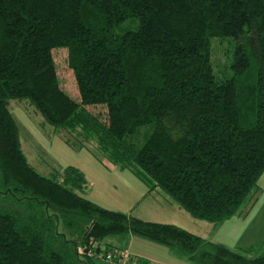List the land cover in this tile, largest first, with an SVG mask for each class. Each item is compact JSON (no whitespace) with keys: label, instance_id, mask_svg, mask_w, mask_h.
Returning a JSON list of instances; mask_svg holds the SVG:
<instances>
[{"label":"trees","instance_id":"obj_1","mask_svg":"<svg viewBox=\"0 0 264 264\" xmlns=\"http://www.w3.org/2000/svg\"><path fill=\"white\" fill-rule=\"evenodd\" d=\"M215 38L236 42L230 77L215 70ZM57 50L68 52L79 101L62 87ZM13 100L139 176L148 195L161 190L194 219L222 223L264 174V0H0V264H100L120 234L195 264H264V252L248 258L100 206L73 166L40 174Z\"/></svg>","mask_w":264,"mask_h":264},{"label":"rangeland","instance_id":"obj_2","mask_svg":"<svg viewBox=\"0 0 264 264\" xmlns=\"http://www.w3.org/2000/svg\"><path fill=\"white\" fill-rule=\"evenodd\" d=\"M212 44L213 60L217 67L215 70H220L225 77H230L236 42L232 38H215ZM54 56L63 89L79 101L80 94L73 71L68 65L67 50H57ZM9 109L19 127L22 149L29 163L40 174L50 176L55 170L63 172L67 167L73 166L86 178L88 187L85 189V197L108 205L112 211L139 219L138 215H141L146 206L156 204L153 201L155 198L161 215L153 218L156 223L174 221L207 241L221 244L248 258L264 252V174L259 180L260 190L242 207L241 215L238 214L222 223L194 219L161 190L154 192L146 203L137 208L138 197L148 192L146 183L139 176L117 166H114L115 171H110L94 156L93 151L89 149L90 145L83 146L79 139L70 137L69 133L45 124L42 116L28 101L13 100ZM89 110L95 114L106 112L102 107H90ZM92 181L96 186H90ZM133 238H137L134 245ZM106 242L129 253L137 264H151L146 262V258L165 264H195L176 249L143 237L120 234L109 237ZM100 264L108 263L101 260Z\"/></svg>","mask_w":264,"mask_h":264},{"label":"crops","instance_id":"obj_3","mask_svg":"<svg viewBox=\"0 0 264 264\" xmlns=\"http://www.w3.org/2000/svg\"><path fill=\"white\" fill-rule=\"evenodd\" d=\"M93 158L94 159H96L94 156H93ZM97 160V159H96ZM98 161V160H97ZM99 162V161H98ZM100 163V162H99ZM101 164H103L105 167H107V168H109L110 169V171H115L114 170V166H112V165H110V164H108V163H106V162H101ZM102 165V166H103ZM113 167V168H112ZM90 186L91 187H94V186H96V183L94 182V181H92V182H90ZM88 187V184L86 185V188ZM154 192H156V191H154ZM153 192V193H154ZM158 192V191H157ZM144 194H146V193H142V195H140L139 197H138V201H137V205H136V207L138 208L139 206H140V204H142V203H146L147 202V200H148V198H150V197H152V195L153 194H150V195H148V193L146 194V195H144ZM154 200V202L156 203V204H154V206H151L152 204H150V206L148 205V206H146L147 208H145V210H143V212L141 213V215H138V218L139 219H141V220H143V221H148V222H156V221H153L154 219L153 218H156L157 216H161L160 214H159V212H160V210H158V202L155 200V198H153ZM91 200V199H90ZM93 201V200H92ZM93 202H95V201H93ZM95 203H97V204H99L100 206H102V207H104V208H106V209H111V210H113L112 208H110V207H108V205H104V204H102V203H100V202H95ZM159 222V221H158ZM167 224H174V225H177V226H180V227H182V228H186V227H184L183 225H180L179 223H175L174 221H171V222H167ZM187 230V229H186ZM188 231H190V230H188ZM190 232H192V231H190ZM195 234V233H194ZM136 239L137 238H133V245H134V243H135V241H136ZM105 244H107V242H105ZM133 245H132V247H131V249H130V252H132V248H133ZM137 255H138V253H136ZM146 260V262L148 263H151V264H165V263H161L162 261H158V260H154V259H145Z\"/></svg>","mask_w":264,"mask_h":264},{"label":"built area","instance_id":"obj_4","mask_svg":"<svg viewBox=\"0 0 264 264\" xmlns=\"http://www.w3.org/2000/svg\"><path fill=\"white\" fill-rule=\"evenodd\" d=\"M106 261L110 264H137L129 253L122 250L107 254Z\"/></svg>","mask_w":264,"mask_h":264}]
</instances>
